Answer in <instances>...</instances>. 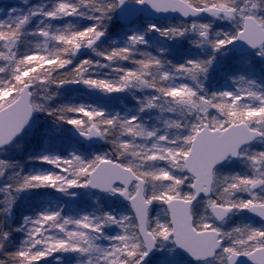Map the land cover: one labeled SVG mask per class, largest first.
Returning <instances> with one entry per match:
<instances>
[{"label": "snow or ice", "instance_id": "snow-or-ice-1", "mask_svg": "<svg viewBox=\"0 0 264 264\" xmlns=\"http://www.w3.org/2000/svg\"><path fill=\"white\" fill-rule=\"evenodd\" d=\"M22 2L0 8V264H264V0ZM228 57L247 72L217 84Z\"/></svg>", "mask_w": 264, "mask_h": 264}, {"label": "trees", "instance_id": "trees-1", "mask_svg": "<svg viewBox=\"0 0 264 264\" xmlns=\"http://www.w3.org/2000/svg\"><path fill=\"white\" fill-rule=\"evenodd\" d=\"M42 2V0H29L30 4L33 3H39ZM1 6V5H0ZM25 6V5H24ZM146 21H159V22H164V19H154V20H150L147 19L143 16H140L139 18V23L141 26V29L145 26V22ZM111 28V26H110ZM119 34V30L112 28L111 31L108 33L109 37L111 39H116L117 35ZM147 39L151 40L152 37H146ZM261 62L258 59L256 60V64L259 65ZM220 71H224V72H228V73H232V72H239L240 74H244L245 72H247L246 68H243L241 65H238L236 60L234 58L228 57L225 59L224 63H223V67L221 69H214L213 70V77L216 81L217 84H223L225 78L223 76L220 75ZM261 76H264V69L260 70ZM253 75H255V73H253ZM230 83V81H229ZM121 100H123V105L121 104ZM85 102V103H105L107 104L109 107H113L115 110H122L124 105L127 106H131L133 105L135 102L128 96H121L119 99H113V100H105L103 98H97L95 96H91L89 95L87 98L84 96L78 97L77 98V102ZM37 118H39V126L40 128H48L51 126V122L48 120L43 119L42 116H40L39 114H37ZM94 148H102L104 150H107L106 147H99V146H95Z\"/></svg>", "mask_w": 264, "mask_h": 264}, {"label": "water", "instance_id": "water-1", "mask_svg": "<svg viewBox=\"0 0 264 264\" xmlns=\"http://www.w3.org/2000/svg\"><path fill=\"white\" fill-rule=\"evenodd\" d=\"M3 1H16V2H20L22 0H0V2H3ZM142 15H144V16H146L148 18H163V17H160V16H153L150 10L143 11ZM241 43H243V42H241Z\"/></svg>", "mask_w": 264, "mask_h": 264}, {"label": "rangeland", "instance_id": "rangeland-1", "mask_svg": "<svg viewBox=\"0 0 264 264\" xmlns=\"http://www.w3.org/2000/svg\"><path fill=\"white\" fill-rule=\"evenodd\" d=\"M11 6H13V5H9V6H6V7H11ZM6 7H0V8H6Z\"/></svg>", "mask_w": 264, "mask_h": 264}]
</instances>
